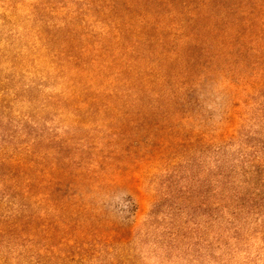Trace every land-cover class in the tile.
Masks as SVG:
<instances>
[{"label": "rangeland", "instance_id": "obj_1", "mask_svg": "<svg viewBox=\"0 0 264 264\" xmlns=\"http://www.w3.org/2000/svg\"><path fill=\"white\" fill-rule=\"evenodd\" d=\"M157 2L0 0V264H264V0Z\"/></svg>", "mask_w": 264, "mask_h": 264}, {"label": "trees", "instance_id": "obj_2", "mask_svg": "<svg viewBox=\"0 0 264 264\" xmlns=\"http://www.w3.org/2000/svg\"><path fill=\"white\" fill-rule=\"evenodd\" d=\"M157 1H158L157 4L162 5L163 7L164 6L167 7L166 13H164L163 15H161V17H163V19H166V20L169 19L170 20L169 23H171L170 24L171 26L169 25V27H168L167 25H165V26L163 25L161 27V29H165L166 33H168V37H169L170 42H173L175 40H178L183 45H188L191 41H193V34H189V33L183 32V29L179 25V23H177V22L174 21L175 20L174 19L175 18V12H174V9H172V2H173V0H157ZM183 7L191 10L190 13L192 15H194V16L197 15V13H198V12H194L193 9H190L189 8L188 2H184ZM186 21H188L189 23H193V19L190 16L188 17V19ZM153 24H154V21L152 22V25ZM154 26L158 27L159 25L156 22L154 24ZM172 26H175L176 27V29H175L174 32L171 31L172 30ZM166 28H168V31L166 30ZM141 32H143V31H141ZM160 40L161 41H159V42H161L163 44H164V42H166V39H160Z\"/></svg>", "mask_w": 264, "mask_h": 264}]
</instances>
